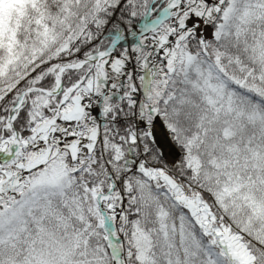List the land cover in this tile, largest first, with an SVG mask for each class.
Instances as JSON below:
<instances>
[{"label": "snow or ice", "instance_id": "obj_1", "mask_svg": "<svg viewBox=\"0 0 264 264\" xmlns=\"http://www.w3.org/2000/svg\"><path fill=\"white\" fill-rule=\"evenodd\" d=\"M0 264H264V0H0Z\"/></svg>", "mask_w": 264, "mask_h": 264}]
</instances>
